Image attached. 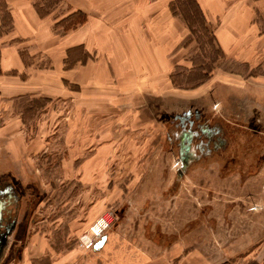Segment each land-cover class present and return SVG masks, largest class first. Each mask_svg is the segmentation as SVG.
I'll return each mask as SVG.
<instances>
[{
	"label": "rangeland",
	"instance_id": "374dc122",
	"mask_svg": "<svg viewBox=\"0 0 264 264\" xmlns=\"http://www.w3.org/2000/svg\"><path fill=\"white\" fill-rule=\"evenodd\" d=\"M167 7L168 73L0 97L23 140L16 157L0 149V264H261L263 63L224 57L192 0Z\"/></svg>",
	"mask_w": 264,
	"mask_h": 264
},
{
	"label": "crops",
	"instance_id": "0c3cea01",
	"mask_svg": "<svg viewBox=\"0 0 264 264\" xmlns=\"http://www.w3.org/2000/svg\"><path fill=\"white\" fill-rule=\"evenodd\" d=\"M195 1L212 25L215 44L224 57L247 63L254 60L257 52L259 63L264 66V0ZM65 2L62 15L78 10L85 20L56 33L53 22L57 18L49 16L52 10L40 16L33 0H0L2 99L13 101L27 96L48 101L68 98L73 92L85 97L91 86L109 87L118 79L141 76L144 72H159L161 76L169 72L167 52L175 42L177 27L167 0ZM117 30L124 31V46L115 33ZM136 36L140 38L138 44L133 41ZM129 55L134 59L132 65ZM38 56L45 59L43 64L35 63ZM20 125L17 114L1 122L3 157L19 155L23 142Z\"/></svg>",
	"mask_w": 264,
	"mask_h": 264
},
{
	"label": "trees",
	"instance_id": "16d2710c",
	"mask_svg": "<svg viewBox=\"0 0 264 264\" xmlns=\"http://www.w3.org/2000/svg\"><path fill=\"white\" fill-rule=\"evenodd\" d=\"M59 2H61V0H41V2L33 1V7L38 15L43 16L48 14L53 9L54 7L53 5L58 4ZM192 2L196 10H198V12L201 13L196 1L192 0ZM43 7L46 8L47 10H44ZM55 18L57 19L54 21L53 26H61L62 27L61 33H63L71 28H74L76 25L81 24L85 20V15L82 12L76 10L69 12L68 14L59 15ZM249 264H257V263L250 262ZM261 264H264V258L262 259Z\"/></svg>",
	"mask_w": 264,
	"mask_h": 264
},
{
	"label": "bare ground",
	"instance_id": "6f19581e",
	"mask_svg": "<svg viewBox=\"0 0 264 264\" xmlns=\"http://www.w3.org/2000/svg\"><path fill=\"white\" fill-rule=\"evenodd\" d=\"M98 228V225L95 227V229Z\"/></svg>",
	"mask_w": 264,
	"mask_h": 264
}]
</instances>
